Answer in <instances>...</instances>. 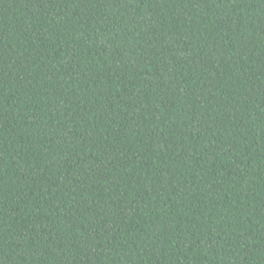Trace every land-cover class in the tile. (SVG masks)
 Listing matches in <instances>:
<instances>
[{
	"label": "trees",
	"instance_id": "1",
	"mask_svg": "<svg viewBox=\"0 0 264 264\" xmlns=\"http://www.w3.org/2000/svg\"><path fill=\"white\" fill-rule=\"evenodd\" d=\"M0 264H264V0H0Z\"/></svg>",
	"mask_w": 264,
	"mask_h": 264
}]
</instances>
